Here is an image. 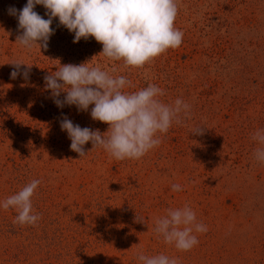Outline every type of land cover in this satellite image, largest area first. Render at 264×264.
I'll use <instances>...</instances> for the list:
<instances>
[{
  "label": "rangeland",
  "instance_id": "374dc122",
  "mask_svg": "<svg viewBox=\"0 0 264 264\" xmlns=\"http://www.w3.org/2000/svg\"><path fill=\"white\" fill-rule=\"evenodd\" d=\"M26 3L0 0V204L40 180L32 204L41 219L20 225L16 209L0 206V264H142L138 252L178 264H264V162L252 139L264 129V0H178L182 44L142 69L108 60L92 37L73 43L58 18L47 49L24 50L8 9ZM34 10L47 19L42 5ZM91 59L131 80L125 91L154 84L163 102L182 99L190 117L158 134L160 145L139 160H116L91 142L80 157L62 114L101 133L108 125L91 118L92 106L58 108L44 76ZM17 61L30 66L29 79L11 78ZM197 127L203 134L192 133ZM185 204L208 230L181 252L153 229L168 208Z\"/></svg>",
  "mask_w": 264,
  "mask_h": 264
},
{
  "label": "clouds",
  "instance_id": "9594fccd",
  "mask_svg": "<svg viewBox=\"0 0 264 264\" xmlns=\"http://www.w3.org/2000/svg\"><path fill=\"white\" fill-rule=\"evenodd\" d=\"M36 5L46 9L47 19L34 10ZM178 11V0H27L22 9H8L18 20V30H22L16 42L26 51L34 46L47 49L55 34L51 25L58 18V27L74 34L73 43L92 37L102 44L100 54L110 61H122L124 68L134 69H142L169 49L180 47L184 33L175 27ZM92 59L79 65H59L54 73L44 76L45 87L58 108L74 105L78 111L87 112L92 106L91 118L108 125L107 131L101 133L99 129L81 127L62 114L61 130L68 134L70 149L80 157L89 152L84 146L91 142L92 149L102 147L116 160H139L160 145L158 134H166L174 121L181 124L184 117H190L191 105L182 99L177 98L172 104L163 102L160 97L165 92L154 84L125 91L134 87L131 80L113 75L115 67L93 65ZM10 64L14 66L11 78H30V66L22 68L26 64L20 61ZM61 93H66L63 99ZM192 133L203 134V129L197 127ZM252 139L260 145L254 152L255 159L264 162V129H257ZM40 183L32 180L0 204L5 210H17L14 223L35 226L41 219L33 212L32 204ZM181 190V185H172V191ZM207 230L188 204L168 208L165 215L155 220L153 229L165 244L174 245L181 252L193 249L199 243L196 234ZM137 259L142 264H178L177 258L163 253L147 256L138 252Z\"/></svg>",
  "mask_w": 264,
  "mask_h": 264
}]
</instances>
